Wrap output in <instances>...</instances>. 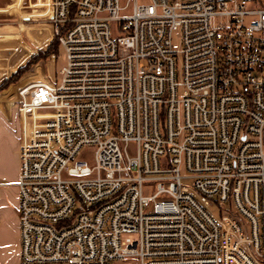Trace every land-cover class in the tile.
<instances>
[{"label":"built area","instance_id":"built-area-1","mask_svg":"<svg viewBox=\"0 0 264 264\" xmlns=\"http://www.w3.org/2000/svg\"><path fill=\"white\" fill-rule=\"evenodd\" d=\"M43 6L62 65L16 93L20 264H264V0Z\"/></svg>","mask_w":264,"mask_h":264},{"label":"rangeland","instance_id":"rangeland-1","mask_svg":"<svg viewBox=\"0 0 264 264\" xmlns=\"http://www.w3.org/2000/svg\"><path fill=\"white\" fill-rule=\"evenodd\" d=\"M9 1L0 0V6L7 7ZM45 2L46 0H20L17 7L0 12V74L6 73L0 77V120L4 122L6 116L14 115L11 122L18 128L19 118L15 111L17 89L26 83H37L51 78L62 65L60 50L58 55L54 49L45 52L55 42L45 17ZM26 16L30 18L25 19ZM48 39L51 41L48 42ZM40 52L42 53L39 54ZM18 128H15L17 133ZM13 148L14 143L10 141L0 151V175L5 182H10L13 178L15 164L17 166L18 162V154ZM87 153L86 151L84 156ZM86 159L90 161L91 157L87 156ZM112 264H138V261L133 258Z\"/></svg>","mask_w":264,"mask_h":264},{"label":"crops","instance_id":"crops-1","mask_svg":"<svg viewBox=\"0 0 264 264\" xmlns=\"http://www.w3.org/2000/svg\"><path fill=\"white\" fill-rule=\"evenodd\" d=\"M19 2L20 0H10V4L7 7L0 6V12L4 13L11 8L17 7ZM24 18L27 19L30 17L26 16ZM48 40V42L51 41V39ZM4 75H6V73L0 74V77ZM1 104L2 103H0V106ZM12 117H14V115ZM12 117L8 115L6 119H4V122L0 120V151H2L6 143L12 141L14 143L13 151L17 154L19 132L17 133L15 129L18 128V126L16 124L13 125L11 122ZM15 169L13 178L10 179V182L2 180L0 175V264H20L18 214L15 209L18 203V192L15 182L19 175V162H17V166L15 164Z\"/></svg>","mask_w":264,"mask_h":264},{"label":"trees","instance_id":"trees-1","mask_svg":"<svg viewBox=\"0 0 264 264\" xmlns=\"http://www.w3.org/2000/svg\"><path fill=\"white\" fill-rule=\"evenodd\" d=\"M54 41L55 42H53V44H51L50 45V47H49V49H47L45 52L46 53H48L50 50H52V49H54L55 50V52L57 53V55H58V42H57V38L56 37H54ZM42 52H40L39 54H41ZM39 54H38V56H39ZM38 56L37 57H34V59H36V58H38ZM17 75V73L15 74V75H13V77H15Z\"/></svg>","mask_w":264,"mask_h":264}]
</instances>
